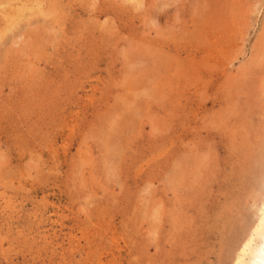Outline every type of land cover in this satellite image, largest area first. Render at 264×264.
Wrapping results in <instances>:
<instances>
[{"label": "rangeland", "instance_id": "1", "mask_svg": "<svg viewBox=\"0 0 264 264\" xmlns=\"http://www.w3.org/2000/svg\"><path fill=\"white\" fill-rule=\"evenodd\" d=\"M263 129L264 0H0V264H233Z\"/></svg>", "mask_w": 264, "mask_h": 264}, {"label": "bare ground", "instance_id": "2", "mask_svg": "<svg viewBox=\"0 0 264 264\" xmlns=\"http://www.w3.org/2000/svg\"><path fill=\"white\" fill-rule=\"evenodd\" d=\"M260 146L262 149L256 153L253 160L254 164L251 165L252 167L249 168L248 173L250 177H255L259 182L260 190L258 196H264V142ZM252 227V231L249 230L247 232L246 228V231L241 234L240 255L233 264H264V218H258ZM255 234L260 237V242L251 251L248 261L243 263L241 255L249 246L252 236Z\"/></svg>", "mask_w": 264, "mask_h": 264}]
</instances>
